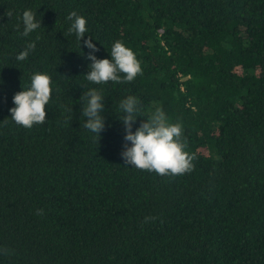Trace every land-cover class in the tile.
<instances>
[{
    "label": "trees",
    "instance_id": "obj_1",
    "mask_svg": "<svg viewBox=\"0 0 264 264\" xmlns=\"http://www.w3.org/2000/svg\"><path fill=\"white\" fill-rule=\"evenodd\" d=\"M27 9L42 27L23 37ZM72 12L98 58L120 40L142 74L90 84ZM35 72L53 90L46 121L25 128L9 109ZM0 81V264H264V0H0ZM92 87L100 137L80 117ZM127 95L140 101L133 131L156 108L182 125L191 171L125 166Z\"/></svg>",
    "mask_w": 264,
    "mask_h": 264
},
{
    "label": "clouds",
    "instance_id": "obj_2",
    "mask_svg": "<svg viewBox=\"0 0 264 264\" xmlns=\"http://www.w3.org/2000/svg\"><path fill=\"white\" fill-rule=\"evenodd\" d=\"M69 33L74 34L79 47L89 51L88 70L83 76L92 85L131 83L142 74L141 63L134 51L122 41L112 43L109 58L100 59L93 38L85 39L88 33L87 20L84 16L72 12L68 15ZM23 37H29L42 26L36 13L27 9L22 13ZM39 36H37V40ZM36 48V41L26 44L16 56L18 62L25 61ZM84 54V53H83ZM3 82L0 81V84ZM51 77L47 73L35 72L30 76L27 88H22L12 97L13 107L9 109L11 120L25 128L43 124L46 121V106L52 94ZM116 116L124 126V143L120 153L125 166L155 172L159 175H179L192 170L193 157L185 150L182 142V125L169 121L162 108H156L144 121L133 127L138 117H142L140 101L135 95H127L117 104ZM80 113L83 128L100 137L105 129V96L96 87L84 91L80 97Z\"/></svg>",
    "mask_w": 264,
    "mask_h": 264
}]
</instances>
